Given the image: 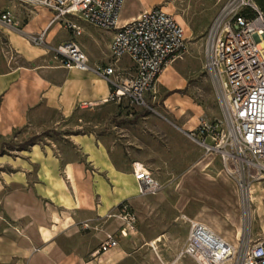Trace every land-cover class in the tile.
<instances>
[{
	"label": "crops",
	"instance_id": "obj_1",
	"mask_svg": "<svg viewBox=\"0 0 264 264\" xmlns=\"http://www.w3.org/2000/svg\"><path fill=\"white\" fill-rule=\"evenodd\" d=\"M9 2L17 4L4 10L23 32L45 31L51 47L71 39L59 24L49 25L51 14L46 10ZM5 30L0 42V141L22 138L25 142L27 130L40 122L42 110L66 118L77 103L107 96L102 79L60 67L50 52L31 47L18 33ZM61 31L64 35L58 37ZM85 54L90 66L107 62L90 63ZM97 106L102 114L96 126L65 137L69 146L64 150H57L51 142L45 148L36 144L7 148L0 160V191L5 189L0 214L7 221L0 235V246H6L0 251L1 264H119L117 242L105 252L95 251L107 237L117 234L120 223L115 208L137 196L131 164L157 171L154 176L159 181L156 176L173 179L195 167L203 168L202 162L215 157L203 155L183 135L194 127L193 120L184 122L176 115L180 126L175 128L181 139L172 138L176 132L170 137L160 128L169 151L159 147L153 151L152 141L144 137L147 128L137 127L134 121L136 109L124 103ZM139 120L144 125L151 122L148 117ZM185 141L187 151L181 148ZM82 224L85 228L80 229ZM59 239L81 242L75 249L62 246Z\"/></svg>",
	"mask_w": 264,
	"mask_h": 264
},
{
	"label": "built area",
	"instance_id": "obj_2",
	"mask_svg": "<svg viewBox=\"0 0 264 264\" xmlns=\"http://www.w3.org/2000/svg\"><path fill=\"white\" fill-rule=\"evenodd\" d=\"M15 1L49 12V25L59 24L71 39L51 47L45 31L23 32L7 10L0 11L1 27L18 33L34 47H45L60 67L90 72L107 85L105 98L79 102V109L109 102L148 109L147 100L154 99L159 75L185 53L181 26L158 7L148 8L118 26L116 19L124 0ZM79 21L111 33L105 64H88L87 55L74 40L80 35ZM205 48L206 66L220 86L222 115L199 119L183 135L203 155L218 157L223 173L247 209L251 186L264 179V9L255 0H225L208 29ZM122 59L128 66L118 65ZM131 172L138 197L160 191L159 183L141 165L132 163ZM127 207L123 203L117 209L123 221L118 230L121 238L133 231L134 217L127 213ZM83 228L85 225H80ZM115 245V238L107 237L95 253ZM170 264H264V237L239 235L230 244L202 223L189 220L184 243Z\"/></svg>",
	"mask_w": 264,
	"mask_h": 264
},
{
	"label": "rangeland",
	"instance_id": "obj_3",
	"mask_svg": "<svg viewBox=\"0 0 264 264\" xmlns=\"http://www.w3.org/2000/svg\"><path fill=\"white\" fill-rule=\"evenodd\" d=\"M255 1L264 9V0ZM224 2L225 0H124L121 3L116 19L118 26L134 18L146 7H158L175 19L185 38L182 59L169 65L157 81L154 99L147 100L148 109H136L133 112L137 127L147 128L150 136L147 134L144 137L152 141L153 151L156 147L164 152L168 150L165 139L160 135V128L166 130L169 136L176 132L172 138L181 139L175 128L180 126L174 120L176 115L184 122L195 121L192 127L201 118L212 120L222 115L221 90L206 66L205 41L208 29ZM14 4L17 3L0 0V11ZM21 22H25V19H21ZM77 24L81 31L74 40L88 54L90 63L106 60L111 33L80 21ZM4 30L0 26V42H3ZM62 35L64 31L58 37ZM34 48L46 50L45 47ZM128 64L126 59H122L118 65ZM77 104L66 118L59 113L42 110L40 122H35L27 130L25 142L36 136L32 145L45 148L51 142L59 151L66 149L69 145L65 137L80 132L85 127L96 126V121L102 114L99 106L83 110ZM140 117H148L151 122L144 125L140 122ZM85 121H89L90 125H82ZM137 132L136 138L139 139L140 131ZM22 142V138L18 141H0V160L6 156L7 148H20L25 143ZM170 143L171 140L168 141L169 145ZM188 147L186 141L182 143V149L187 151ZM211 159L202 162L203 168L195 167L179 173L173 179L156 176L158 181L154 176L157 171L146 169L161 189L154 196H136L129 203L124 201L128 205L127 213L134 217V223L133 231L125 238H121L118 231L115 236L120 255L119 264H170L184 243L189 220L202 223L230 244L235 242L242 231L250 239L264 237V179L251 186V202L244 209L233 182L223 173L218 157ZM4 190L0 191V197ZM117 209L118 207L115 208L118 212ZM118 220L122 226L123 221L119 216ZM6 222L0 214V235ZM1 241L0 237V243ZM152 241H155L153 247L150 246ZM58 242L62 246L76 249L81 241L74 239L66 242L59 239ZM5 248L6 246H0V251Z\"/></svg>",
	"mask_w": 264,
	"mask_h": 264
},
{
	"label": "trees",
	"instance_id": "obj_4",
	"mask_svg": "<svg viewBox=\"0 0 264 264\" xmlns=\"http://www.w3.org/2000/svg\"><path fill=\"white\" fill-rule=\"evenodd\" d=\"M36 138H37L36 136L31 137V138L28 139L25 143H23V144L21 145L20 148H25L26 146L32 145L33 142L36 140ZM123 203H124V202H121L117 207L119 208L120 205L123 204Z\"/></svg>",
	"mask_w": 264,
	"mask_h": 264
},
{
	"label": "bare ground",
	"instance_id": "obj_5",
	"mask_svg": "<svg viewBox=\"0 0 264 264\" xmlns=\"http://www.w3.org/2000/svg\"><path fill=\"white\" fill-rule=\"evenodd\" d=\"M166 68H167V67H166ZM166 68H165V69H166ZM165 69H164V70H165ZM164 70H163V71H164ZM165 71H166V70H165ZM169 85H170V84H169ZM222 103H223V101H222ZM241 202H242V201H241ZM250 202H251V201H250V199H249V203H250ZM241 204H243V205H242L243 208L246 209V207H245V206H246L245 203H241ZM247 217H248V215H247ZM243 234H244V232L242 231V233L239 234V235H240V236H244ZM153 245H154V243L151 242L150 246L153 247Z\"/></svg>",
	"mask_w": 264,
	"mask_h": 264
}]
</instances>
